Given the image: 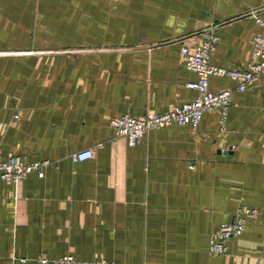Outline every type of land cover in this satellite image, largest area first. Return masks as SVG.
<instances>
[{"label":"crops","instance_id":"0c3cea01","mask_svg":"<svg viewBox=\"0 0 264 264\" xmlns=\"http://www.w3.org/2000/svg\"><path fill=\"white\" fill-rule=\"evenodd\" d=\"M256 18L264 0H0V157L46 161L41 176L0 181V264H264V72L231 93L223 126L214 108L194 129L169 124L128 144L109 125L192 98L179 49L209 30V62L244 68ZM234 84L208 78L213 91ZM87 147L92 157L71 160ZM239 206L259 214L209 253Z\"/></svg>","mask_w":264,"mask_h":264},{"label":"built area","instance_id":"2783aa9c","mask_svg":"<svg viewBox=\"0 0 264 264\" xmlns=\"http://www.w3.org/2000/svg\"><path fill=\"white\" fill-rule=\"evenodd\" d=\"M255 20L263 28V31L254 33L250 37V60L244 68L226 69L209 62V56L217 41V35L209 30L194 48L181 46L179 49L184 66L195 74V79L185 82V86L194 91L192 98L165 112L148 111L141 117L124 113L111 118L109 125L113 128L114 135L124 137L128 144H134L147 131L161 126L178 124L188 125L194 129L201 115L214 108L218 109L219 123L220 126H223L231 93L243 91L256 80L259 73L264 72V21L258 18ZM224 75L235 82L232 88H221L215 91L208 88L210 76ZM97 145L100 146L101 143ZM92 155L93 149L87 147L72 152L70 158L72 161H81L92 157ZM45 163L44 160L23 161L15 156L0 157V181L18 183L32 171L41 176V167ZM258 214V210L253 207H237L230 221L221 222L211 232L207 245L208 252L211 254L225 253L227 240L239 235L243 231L245 223L254 220ZM34 259L37 264H115L112 260L104 258L79 259L71 254H63L57 257L40 255ZM17 260L23 263L26 258L19 257ZM8 264H15L14 260Z\"/></svg>","mask_w":264,"mask_h":264}]
</instances>
